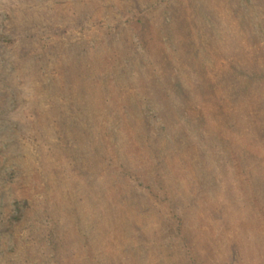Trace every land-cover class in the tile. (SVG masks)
<instances>
[{"label": "rangeland", "instance_id": "1", "mask_svg": "<svg viewBox=\"0 0 264 264\" xmlns=\"http://www.w3.org/2000/svg\"><path fill=\"white\" fill-rule=\"evenodd\" d=\"M0 264H264V0H0Z\"/></svg>", "mask_w": 264, "mask_h": 264}, {"label": "trees", "instance_id": "2", "mask_svg": "<svg viewBox=\"0 0 264 264\" xmlns=\"http://www.w3.org/2000/svg\"><path fill=\"white\" fill-rule=\"evenodd\" d=\"M141 31H142L141 28H139L137 30V32H138L137 34H138V36H139L140 39H142V33H141Z\"/></svg>", "mask_w": 264, "mask_h": 264}]
</instances>
